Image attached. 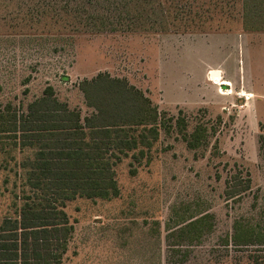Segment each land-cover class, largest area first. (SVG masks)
<instances>
[{"label":"rangeland","instance_id":"rangeland-1","mask_svg":"<svg viewBox=\"0 0 264 264\" xmlns=\"http://www.w3.org/2000/svg\"><path fill=\"white\" fill-rule=\"evenodd\" d=\"M100 72L150 98L160 134L116 164L118 195L66 201L53 264H264V0H0V110L52 85L85 117ZM30 154L0 140V227L31 194ZM243 228L262 240L238 244Z\"/></svg>","mask_w":264,"mask_h":264},{"label":"trees","instance_id":"trees-1","mask_svg":"<svg viewBox=\"0 0 264 264\" xmlns=\"http://www.w3.org/2000/svg\"><path fill=\"white\" fill-rule=\"evenodd\" d=\"M80 89L93 108L85 117L59 100L52 85L29 102L26 112L11 103L0 110V140L11 149L31 152L18 162L31 194L19 217L5 218L0 227V264L60 261L73 231L66 201L78 195H118L116 164L129 150L144 156L159 137L162 113L127 78L100 72L83 79ZM10 158L15 159L11 153ZM248 186L236 182L227 194L233 197ZM260 237V232L243 228L234 239L249 244Z\"/></svg>","mask_w":264,"mask_h":264},{"label":"bare ground","instance_id":"bare-ground-1","mask_svg":"<svg viewBox=\"0 0 264 264\" xmlns=\"http://www.w3.org/2000/svg\"><path fill=\"white\" fill-rule=\"evenodd\" d=\"M223 83H224V84H225V83H226V84H229L228 81H223ZM222 93H226V94H227V93H229V91H222Z\"/></svg>","mask_w":264,"mask_h":264}]
</instances>
